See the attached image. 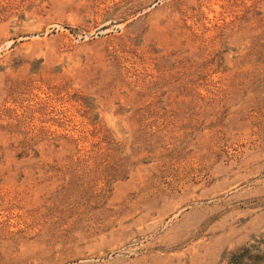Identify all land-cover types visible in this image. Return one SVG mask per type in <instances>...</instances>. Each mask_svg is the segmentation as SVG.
<instances>
[{"label": "rangeland", "instance_id": "rangeland-1", "mask_svg": "<svg viewBox=\"0 0 264 264\" xmlns=\"http://www.w3.org/2000/svg\"><path fill=\"white\" fill-rule=\"evenodd\" d=\"M0 264H264V0H0Z\"/></svg>", "mask_w": 264, "mask_h": 264}]
</instances>
